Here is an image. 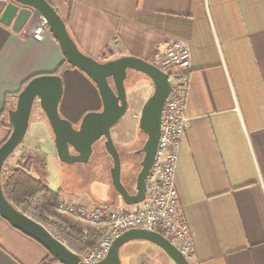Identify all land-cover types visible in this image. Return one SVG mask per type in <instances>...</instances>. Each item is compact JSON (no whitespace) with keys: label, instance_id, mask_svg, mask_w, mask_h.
Masks as SVG:
<instances>
[{"label":"crops","instance_id":"crops-1","mask_svg":"<svg viewBox=\"0 0 264 264\" xmlns=\"http://www.w3.org/2000/svg\"><path fill=\"white\" fill-rule=\"evenodd\" d=\"M47 1L69 20L79 49L99 61L106 52L109 60L131 56L151 63L159 46L188 43L190 123L176 187L194 241L191 263L264 264V0ZM39 22L30 21L21 32L0 23V147L11 134L8 112L19 94L33 79L56 75L66 61L50 33L43 42L34 40ZM59 76L60 114L79 128L88 113L102 110L100 94L70 65ZM125 136L121 143L130 142ZM19 149L16 163L35 151L46 156L48 167L60 163L38 103ZM106 194L107 206L117 209L114 188ZM70 196L61 194V201L81 204ZM74 196H87L86 207L99 205L92 189ZM162 252L155 263L175 264ZM49 255L0 215V264H45ZM122 256L127 264L136 262L129 250Z\"/></svg>","mask_w":264,"mask_h":264},{"label":"water","instance_id":"water-1","mask_svg":"<svg viewBox=\"0 0 264 264\" xmlns=\"http://www.w3.org/2000/svg\"><path fill=\"white\" fill-rule=\"evenodd\" d=\"M36 18L46 21L49 33L58 42L67 63L95 85L102 100V110L88 113L79 128H75L59 111L64 96L60 76H41L28 83L18 96L16 107L8 112L12 131L0 147V215L13 228L40 243L59 263L84 264L79 255L71 252L45 227L19 212L6 199L2 187L4 166L24 143L34 106L38 103L52 129L59 161L65 165H87L93 155L94 145L105 138L106 151L113 160L112 186L127 206H137L146 199L147 180L157 154L162 116L172 86L167 73L143 59L126 56L109 60V56L104 54L99 61L86 55L72 38L65 20L47 0H0V23L12 26L15 32H21ZM110 54L113 55V52ZM130 71L145 75L154 88L153 95L143 105L139 116L138 128L147 139L142 149L144 156L134 194L123 184L122 159L111 135L112 129L129 112L126 81ZM135 241L157 246L175 264H192L161 234L142 229L128 231L117 238L106 258L97 264H123L121 249Z\"/></svg>","mask_w":264,"mask_h":264},{"label":"built area","instance_id":"built-area-1","mask_svg":"<svg viewBox=\"0 0 264 264\" xmlns=\"http://www.w3.org/2000/svg\"><path fill=\"white\" fill-rule=\"evenodd\" d=\"M47 34L48 25L45 20L40 19L34 29L33 38L37 42H43ZM153 65L170 76L172 91L162 116L160 141L147 180L146 199L141 204L128 206L122 211L100 205L89 208L64 201H60L58 205L60 211L77 219L107 227V232L98 244L80 256L84 264L103 261L117 238L136 229L161 234L188 261H192L194 241L176 187L181 147L190 123L186 114L191 68L188 43L175 41L159 46Z\"/></svg>","mask_w":264,"mask_h":264},{"label":"rangeland","instance_id":"rangeland-1","mask_svg":"<svg viewBox=\"0 0 264 264\" xmlns=\"http://www.w3.org/2000/svg\"><path fill=\"white\" fill-rule=\"evenodd\" d=\"M153 64V62H151ZM126 89H127V97L128 102L130 101L131 106L129 108V112L127 116L119 123L116 128H120L123 132L127 133L129 131L130 142L134 143L130 146L129 153L137 152L138 147L141 145L142 142L145 143L147 137L142 134L138 128L139 118L136 116H140L141 109L146 101L153 95L154 88L150 82V80L143 74L136 73L130 71L128 73V78L126 81ZM120 138V136H119ZM139 143H138V142ZM121 142V141H120ZM137 143V144H136ZM20 148V147H19ZM18 148V149H19ZM16 150L15 153L11 156L8 163L10 165H15L16 159H18V151ZM118 149V148H117ZM103 145L99 144V153H102ZM104 151V150H103ZM122 152V151H121ZM138 157V156H137ZM109 163L112 164V160L105 158V156H99V170L93 171L91 169L92 162L89 165L85 164H75V165H65L61 162L55 165H49L48 167V184L50 188L57 192L61 188L62 198L65 195H71L73 200L76 202H80L83 205H91V201L87 198V196H83L79 198V196H74V194L80 192H87L92 189L96 194L99 196V205L100 206H107V191L112 189V181H111V171L107 167V160ZM122 159V181L123 184L127 187L130 192H136V180L141 171V163L143 158H133L135 160V166L133 163L129 162L127 157L121 156ZM139 161V162H138ZM113 167V165H112ZM63 183V187H62ZM107 187V188H106ZM60 188V189H59ZM112 191V190H111ZM112 193V192H111ZM118 195V194H117ZM70 196V197H71ZM115 202V207L118 210H126L128 206L123 202L122 198L118 195ZM109 204V203H108ZM98 205V206H99ZM109 206V205H108ZM133 243V242H132ZM129 243L125 245L121 249V255L123 254L124 250H129L132 257L136 259L134 264H166V263H155L154 259L161 254V249L157 246L145 242L139 241L137 244ZM130 245V246H128ZM164 252V251H163ZM162 252V253H163ZM165 253V252H164ZM166 254V253H165ZM122 263L127 264V261L123 256L121 257ZM167 259V258H166ZM167 261V260H166ZM173 264V263H172Z\"/></svg>","mask_w":264,"mask_h":264},{"label":"trees","instance_id":"trees-1","mask_svg":"<svg viewBox=\"0 0 264 264\" xmlns=\"http://www.w3.org/2000/svg\"><path fill=\"white\" fill-rule=\"evenodd\" d=\"M65 22L68 26L69 20ZM68 66L65 61L56 75L59 76V72ZM8 161L2 173L3 192L19 212L41 224L79 256L98 244L107 232L106 226L85 222L58 209L61 192H53L47 184L46 156L35 151L21 156L15 165H10ZM55 262L58 261L49 255L45 264Z\"/></svg>","mask_w":264,"mask_h":264},{"label":"flooded vegetation","instance_id":"flooded-vegetation-1","mask_svg":"<svg viewBox=\"0 0 264 264\" xmlns=\"http://www.w3.org/2000/svg\"><path fill=\"white\" fill-rule=\"evenodd\" d=\"M129 104H130V106H131V103H130V101H129ZM119 125V124H118ZM117 125V126H118ZM117 126H115L113 129H112V132H111V135H112V138H113V141H114V143H115V145H116V147L118 148V151H119V153H120V155L122 156H124V157H127L128 159H130V160H128V162H129V165H130V163H133V166H135V160H137V159H133V158H143V156H144V154H143V152H142V149H143V147H144V142H142L141 143V145L138 147V151L137 152H133V153H129V148H130V146L131 145H133L134 143L132 142V143H129V142H125V143H121L120 141H122V138H121V135H122V132H120L121 131V129L120 128H116ZM124 133V132H123ZM124 134H126V136H125V138H123L124 140H126V139H129V138H131L130 136V133L129 132H125ZM119 136H120V138H119ZM105 142H106V139L105 138H102L99 142H97L95 145H94V147H93V155H92V157H91V159H90V161H89V163L90 162H92L93 164L90 166L91 167V169L93 170V171H98L99 170V156L101 157V156H105V158H108V159H111L112 160V158H111V156L107 153V151H106V148H105ZM138 142V141H137ZM102 144L103 145V150H102V153H99V144ZM139 143V142H138ZM137 144V143H136ZM129 147V148H128ZM122 151V152H121ZM138 156V157H137ZM107 160V159H106ZM139 162V161H138ZM89 163L87 164V165H89ZM140 163H141V161H140ZM112 165H113V160H112V164L111 163H109V160H107V167H108V169L111 171V169H112Z\"/></svg>","mask_w":264,"mask_h":264}]
</instances>
